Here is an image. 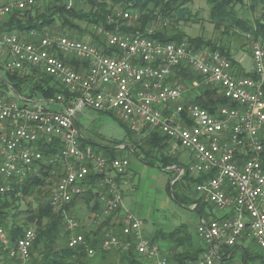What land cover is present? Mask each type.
I'll use <instances>...</instances> for the list:
<instances>
[{"label":"built area","instance_id":"2783aa9c","mask_svg":"<svg viewBox=\"0 0 264 264\" xmlns=\"http://www.w3.org/2000/svg\"><path fill=\"white\" fill-rule=\"evenodd\" d=\"M46 1L52 0L1 5L0 23L15 10ZM62 1L68 8L82 2ZM117 15L131 17L129 13ZM99 33L111 54L66 35L45 34L38 42H28L15 32H0L1 71L38 66L73 96L70 102L62 94L55 100L34 101L14 90L9 95L0 93V194L37 173L43 162L62 166L50 204L63 214L70 233L68 247L78 248L85 244L82 225L66 207L84 194L90 174L100 175L98 196L103 211L97 215L98 223L117 212L125 236L122 240L108 229L102 248L125 251L133 246L137 254L155 264H168L164 248L144 236L143 220L124 206L122 186L130 183V160L108 158L91 144L83 145L86 139L76 117L85 110L111 113L137 133L161 132L170 139L173 153H187L189 173L205 176L195 185L196 194L223 217H201L196 226L204 250L201 264L221 261L225 251L239 244L245 247L247 240L254 241L251 246L264 261V47L253 45L250 75H240L219 51L194 50L185 41L162 42L141 33L126 35L102 28ZM60 55L81 62L84 68L78 69ZM177 67H188L201 76L202 82L213 86L228 103L210 112L196 98H188L186 90L171 80ZM42 103H58L61 110H50ZM53 139H59L63 147L45 160L39 144ZM35 239L36 231L29 227L17 240L10 254L17 257L18 264H31ZM0 242L9 246L3 227ZM86 251L88 255L95 252L92 248Z\"/></svg>","mask_w":264,"mask_h":264},{"label":"trees","instance_id":"16d2710c","mask_svg":"<svg viewBox=\"0 0 264 264\" xmlns=\"http://www.w3.org/2000/svg\"><path fill=\"white\" fill-rule=\"evenodd\" d=\"M193 1L82 0L79 4L84 5L86 3L89 6V10L87 11L81 8H66L65 2L62 0L38 2L34 6L20 11L15 10L7 15L4 21L0 23V32H15L28 42H38L39 37L45 34L69 36L70 32H72L83 36L85 33H88L97 45L104 49L105 53L111 54L112 50L105 47V39L99 33V29L102 28L105 31L126 35L141 33L162 42L181 43L185 41L194 50L207 48L219 51L228 57L230 53L223 46H220L219 43L205 40L201 36L189 37L185 31L179 28L181 23H195L196 19H194V15L196 14H193L189 8V5ZM206 2L209 5L208 20L216 30L227 32L239 31L244 36H247V38L252 37V40L257 42H259L258 40H262L264 47V0H251L249 9L252 11H255L257 7L262 9L261 17L254 20L248 16H242L239 12L238 5L243 7L244 0H206ZM119 12L129 13L131 17H118L117 14ZM80 22L85 23L86 26L83 28L80 26ZM88 27L95 28V31H89ZM60 57L64 61L69 62L63 55H60ZM228 58L234 65L237 64L231 56ZM71 63L78 69L84 68V64H81L77 60H72ZM185 68L177 67L171 80L177 81V79L185 78L184 76L187 75H190L191 80H193V75L188 74V71L187 73L184 72ZM4 74L6 79L0 76L2 79V81L0 80L1 94H5V87H10L16 93L29 99L39 97L46 100H55L58 94H62L65 96L66 102L72 100L73 96L68 93V90L55 77L48 75L38 66H28L23 71H4ZM239 74L250 75L249 72H240ZM194 76L198 81L202 82L201 76L197 74H194ZM30 82L34 86L32 91L37 92L38 96L27 92V90L29 91L27 86L31 84ZM177 83L180 84L181 82ZM212 88L209 85L201 88L202 94L196 99V102L210 112H215L219 106L226 105L228 101L214 87ZM106 114L112 115L111 113ZM120 122L122 127L125 128L126 136L131 140L132 144L123 145V148H119L122 145L114 142L111 145H99L97 148L91 141L86 140L83 142V145L87 143L91 144L97 151L103 153L108 158L124 157L122 156L123 152L129 151L134 155L136 154V156L139 155V158L150 166H155L159 163V167L163 170L171 167L184 169L183 174L173 184L171 192H173V197L178 202L182 203V200L191 201L187 197L190 190H195V185L203 182L205 176L191 175L188 170L189 165L179 160L178 154L180 153L175 154L172 152L170 139L158 130L149 132L148 134H140L133 131L126 123ZM39 146L45 160L58 153L63 147L59 139H53L51 142L41 141ZM56 166L58 165L43 162L37 173L31 174L21 184H13V189L6 194H0V227L6 230L9 238L8 247H5L0 242V264H18L17 257L10 254L11 249L15 248L17 240L23 236L25 229L29 227L34 228L36 231V239L31 247V264H155L154 260L137 254L133 246L125 251L119 249L104 250L102 248L104 234L108 229L120 236L122 240H125V236L122 234L123 220L117 212L106 216V218L103 217L102 223L96 229L80 231L85 239L83 246L78 248L68 247L67 242L70 233L66 228L63 214L57 212L51 206V192L50 195L45 193L44 196L41 190L46 180L54 175L52 174V170ZM100 180V175L90 174L86 181V190L80 196L86 204H91L90 212L94 217L102 214L103 211L98 196V189H100L98 182ZM170 188L171 182H169V191ZM176 189L178 191L181 189L178 192L179 194ZM34 192H37L39 195L37 197V201L39 202L37 207L26 210L27 216L24 221L18 222L15 218L18 214L22 213L18 211L14 214L10 213L12 202L19 201L21 197L31 196ZM42 195L44 197L48 195V199L46 198V201H41L39 198ZM80 197L75 198L66 207L70 214H76L75 205L77 204V199ZM197 201L200 200L197 199ZM201 203L198 206L202 211L207 204L205 202ZM221 217L223 216H215L217 219ZM31 225H34V227ZM151 241L158 244L162 241L166 245H169V248L165 249V244H159L167 254L168 264H201L204 250L202 247L195 245L193 234L189 232L185 225H180L170 232L159 231ZM241 247H243L242 244H239L225 251L221 256V261L232 259L236 252L240 251L243 264H248L250 258H252L249 254L250 248ZM87 248L94 249V254L88 255ZM258 257L264 263L259 255Z\"/></svg>","mask_w":264,"mask_h":264},{"label":"rangeland","instance_id":"374dc122","mask_svg":"<svg viewBox=\"0 0 264 264\" xmlns=\"http://www.w3.org/2000/svg\"><path fill=\"white\" fill-rule=\"evenodd\" d=\"M250 3L251 0H244L243 7L238 5L239 12L242 16H248L252 18V20L260 18L262 15V9L260 7H257L255 11H252L251 9H249ZM6 4L7 0H0V6ZM65 5L66 8H68V4L65 3ZM71 8H81L86 11L89 10V6L86 3L84 5H80L79 3L74 4L70 7V9ZM189 8L192 10L193 14H196L194 15V19H196V21L195 23H181L179 25V28L185 31L189 37L194 38L201 36L205 38V40H211L213 42H216L217 44L219 43L220 46H223L226 50H228V52L230 53L229 56H231V58L235 62H237L236 65L233 64L237 72H250L252 68L253 45L259 43V45L263 47L262 40H258L259 42H257L255 40H252V37L247 38V36H244L243 33L239 31L227 32L223 30H216L208 20L209 5L207 4L206 0H194L193 3L189 5ZM79 24L83 28L86 26L85 23L82 22H80ZM88 30L94 32L95 28L88 27ZM69 36L82 38L83 40L97 45V43L90 37L88 33H85L83 36H79L77 33L70 32ZM187 71L188 74L193 75V80H191L190 75L186 74L188 77L184 76L185 78L177 79V82H181L179 85L181 86L182 90H186L188 98L197 99L202 94L201 88L207 87V85H205L203 82L198 81L195 78L193 71L188 67L185 68L184 72L187 73ZM0 76L1 78L6 79L4 71L0 70ZM1 78L0 80L2 81ZM195 81L200 83L198 85H194ZM30 83L31 84L27 86V89L29 88V91L27 90V92L31 95L38 96L37 92L32 91V88L34 86L32 82ZM210 87L212 88L213 86ZM4 90L6 91L5 95H9L11 92L14 93L13 89L10 87H5ZM40 100L41 98L39 97H36L34 99V101ZM42 106L53 111L61 110V106L58 103H42ZM76 123L78 124V128L82 137L86 140L91 141L95 146H97V148L99 145H111L114 144V142H117L118 144L124 146L127 144H132L131 140L126 136L127 134L125 128L122 127L120 120L115 116L92 110H85L81 115H78L76 117ZM175 154H178L179 160H181L182 162H186V152L175 150ZM122 156L128 157L131 166H133L135 169L142 168L144 166L146 167L144 162L141 161V158H139V155L136 156V154L134 155L129 151H125L123 152ZM172 170H170L172 172H170V174L168 175L162 168L159 167V163L155 166H148L147 173H143L144 179L145 176H147L148 186H146V188L142 191L140 190V192L135 193L136 195L132 194V196H123V203L125 208L128 209L132 215L143 220L142 229L144 232V236L148 239H151L156 232H159L161 230H164L163 232H169L170 230L175 229L183 223L187 224L188 226H185L189 231H191L194 225L197 223V218L199 220V213L194 211L191 205L186 200L181 199L182 203L176 201L171 192V188L169 191V185H167L166 189L167 180L169 179L168 182H172L174 176H176L177 174L176 169ZM182 172L183 171H181V175L183 174ZM56 183L57 176H55L54 174L46 180L44 187L41 188V190L43 191V195L45 193L50 195V192L56 185ZM176 191L178 193L179 191H181V189L179 191L178 189H176ZM140 194L143 197V200L139 205L137 204V195L139 197ZM192 194H196L194 189H191L189 192V195ZM37 195V192H34L31 196L21 197L19 201L12 202V205L10 206V213L14 214L17 211L22 213L18 214L15 218L18 222H21L22 220L24 221L25 217L27 216V214L25 213L26 210L35 209L37 207L39 203L37 201V197H39V195ZM43 195L39 199L41 201H46V198L48 199V195L46 197H44L45 195ZM75 206V217L82 225L81 231H90L96 229L100 225L98 223V218L94 217V215L90 212L91 204H86L83 201L82 197L77 199V204ZM31 226L34 227V225ZM240 242L242 243V241ZM161 244H163V242H161ZM252 244L255 245L254 241L247 240L244 243V246L248 248ZM196 246L201 247L200 242L196 243ZM164 248L168 249L169 245L165 244ZM253 249L254 247L251 246L249 254L252 258H250L248 264H262L260 258ZM215 264H243L241 252L237 251L234 257L230 260H224L221 262L216 261Z\"/></svg>","mask_w":264,"mask_h":264},{"label":"crops","instance_id":"0c3cea01","mask_svg":"<svg viewBox=\"0 0 264 264\" xmlns=\"http://www.w3.org/2000/svg\"><path fill=\"white\" fill-rule=\"evenodd\" d=\"M16 1H18V0H7V4H9V3H12V2H16ZM67 59H68V61L69 62H71L72 60L70 59V58H68L67 57ZM43 98H41V100H42ZM81 115V114H80ZM187 156V158H186V162L184 161L183 163H185V164H189V161H190V159H189V156L188 155H186ZM142 161V160H141ZM142 162H144V161H142ZM144 164L146 165V167L144 166V167H142V168H134L133 166H131V169H130V173H131V178H130V183L129 184H124L123 186H122V189H123V192H124V196H132V194H135V193H137V192H140V190L142 191L143 189H145L146 188V186H148V181H147V176H145V179H144V176H143V173H147V168H148V166L150 167V165H148L147 163H145L144 162ZM148 165V166H147ZM173 169V167H171V168H167L166 170H164L165 171V173H167L168 175L170 174V170H172ZM59 172H63V167L62 166H60V165H58V166H56L55 168H53V170H52V174H55L56 176H57V180H58V176H59ZM198 176V175H197ZM169 180V179H168ZM168 180H167V183H166V189H167V185H169V182H168ZM172 183V182H171ZM136 195V194H135ZM188 198H189V200H191V201H189L188 203L191 205V207L193 208V206H194V204H196V205H199L201 202H203L204 203V201H202L201 199H199L198 198V196L195 194H192V195H188L187 196ZM197 199H199L200 201H197ZM142 200H143V197L141 196V194H140V196L138 197V195H137V204H141L142 203ZM206 203V202H205ZM202 204V203H201ZM207 205L205 206V208L201 211L200 209V205L199 206H197L195 209H193L194 211H196V212H198L199 213V220L201 219V217L202 218H206V219H211V218H215V216H220L221 214H220V212H218V211H216V210H214V208L212 207V206H210L208 203H206ZM208 209V210H207ZM209 210H212V211H209ZM145 213H146V211H145ZM120 215V218H122L121 217V214H119ZM199 220H198V218H197V223L194 225V227L192 228V230L191 231H189L190 233H192L193 234V241H194V243H195V245H196V243H199V240L197 239V235H196V226H197V224H198V222H199ZM182 225H187V224H185V223H183ZM188 226V225H187ZM174 230V229H173ZM161 231H164V230H161ZM170 231H172V230H170ZM169 231V232H170ZM167 232V231H166ZM144 233V232H143ZM157 233V232H156ZM155 233V234H156ZM154 234V235H155ZM154 235L152 236V238L154 237ZM152 238L150 239V240H152ZM161 242L162 241H160V244H161ZM165 244V242H163V244H161V245H164ZM237 253V252H236ZM239 254V253H238ZM234 257V256H233ZM262 264H264V263H262Z\"/></svg>","mask_w":264,"mask_h":264},{"label":"water","instance_id":"95a60500","mask_svg":"<svg viewBox=\"0 0 264 264\" xmlns=\"http://www.w3.org/2000/svg\"><path fill=\"white\" fill-rule=\"evenodd\" d=\"M173 169H176L177 170V174H176L175 178L173 179V181L171 183V190H173V184L179 179V177L181 175V171L183 170L180 167H173ZM172 194H173V192H172Z\"/></svg>","mask_w":264,"mask_h":264}]
</instances>
